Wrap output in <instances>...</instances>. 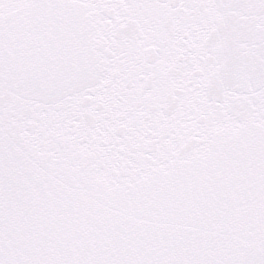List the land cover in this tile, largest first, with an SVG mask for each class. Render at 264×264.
Returning <instances> with one entry per match:
<instances>
[{
  "label": "snow or ice",
  "instance_id": "6c2138e0",
  "mask_svg": "<svg viewBox=\"0 0 264 264\" xmlns=\"http://www.w3.org/2000/svg\"><path fill=\"white\" fill-rule=\"evenodd\" d=\"M0 264H264V0H0Z\"/></svg>",
  "mask_w": 264,
  "mask_h": 264
}]
</instances>
